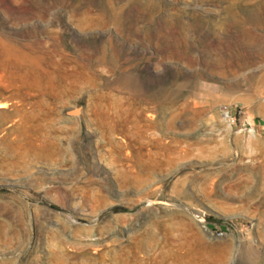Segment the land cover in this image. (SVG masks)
I'll return each mask as SVG.
<instances>
[{
  "label": "rangeland",
  "instance_id": "1",
  "mask_svg": "<svg viewBox=\"0 0 264 264\" xmlns=\"http://www.w3.org/2000/svg\"><path fill=\"white\" fill-rule=\"evenodd\" d=\"M0 264H264V0H0Z\"/></svg>",
  "mask_w": 264,
  "mask_h": 264
},
{
  "label": "built area",
  "instance_id": "2",
  "mask_svg": "<svg viewBox=\"0 0 264 264\" xmlns=\"http://www.w3.org/2000/svg\"><path fill=\"white\" fill-rule=\"evenodd\" d=\"M224 117H225V119L227 120V121H229V122H234L235 121V116L232 114V112H230V111H226L225 113H224Z\"/></svg>",
  "mask_w": 264,
  "mask_h": 264
},
{
  "label": "water",
  "instance_id": "3",
  "mask_svg": "<svg viewBox=\"0 0 264 264\" xmlns=\"http://www.w3.org/2000/svg\"><path fill=\"white\" fill-rule=\"evenodd\" d=\"M80 112H81V110L79 108H75V109H72L70 111V114H72V115H78Z\"/></svg>",
  "mask_w": 264,
  "mask_h": 264
}]
</instances>
